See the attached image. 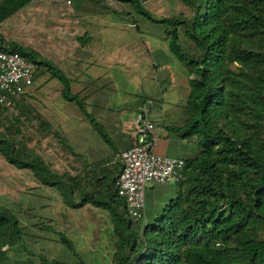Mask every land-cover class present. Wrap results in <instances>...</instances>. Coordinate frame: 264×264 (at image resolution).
Segmentation results:
<instances>
[{
	"label": "trees",
	"instance_id": "obj_1",
	"mask_svg": "<svg viewBox=\"0 0 264 264\" xmlns=\"http://www.w3.org/2000/svg\"><path fill=\"white\" fill-rule=\"evenodd\" d=\"M31 1L4 0L0 24ZM120 1L152 20L136 0ZM182 2L193 10L191 17L157 22L166 25L172 55L195 77L188 81L185 125L174 131L181 140L195 138L197 154L183 159L185 180L177 184L176 199L154 224L136 232L137 223L127 217L117 196L118 175L107 183L96 175L94 182L82 185L76 178L55 173L34 153L19 155L2 135L0 154L16 169L29 171L39 184L55 188L69 208L91 205L107 211L116 240L114 264H264V0ZM180 29L196 53L181 47ZM7 46L8 52L18 53L57 79L61 97L86 113L85 104L54 63L18 44ZM89 122L110 145L103 128L94 119ZM42 125L50 130L49 124ZM18 243L23 245L19 220L0 206V264L6 257L2 248ZM71 250L77 263L84 264L72 245ZM38 257L40 264H62Z\"/></svg>",
	"mask_w": 264,
	"mask_h": 264
},
{
	"label": "rangeland",
	"instance_id": "obj_2",
	"mask_svg": "<svg viewBox=\"0 0 264 264\" xmlns=\"http://www.w3.org/2000/svg\"><path fill=\"white\" fill-rule=\"evenodd\" d=\"M60 1L42 0L39 6H33L22 16L18 15L16 21L15 17L13 20L10 16L0 24L3 43L5 45L15 43L33 50L40 57L63 69L74 68L76 65L73 64L81 57L79 52L74 50L81 45L78 38L89 31L85 25L86 21L81 20L80 16L88 14L93 9L97 12L105 9V14L116 13L120 17H117V21L113 18L107 25H103L99 33H109L114 42L125 41L127 52L120 53H125L123 62L127 61L128 56H133L129 51L132 50V46L134 47L132 44L134 36L136 46L145 48L146 44L152 52V60L158 61L159 57L162 58L161 51L163 52L164 48L168 49V41L166 25L157 21L179 16L189 18L193 14V10L183 4L182 0H149L143 3L142 9L152 20L136 12L130 4L125 5L120 1L102 0L103 4L100 5L94 4L95 0H83V12L81 11L79 21L76 22L71 10L78 0H62L63 8L59 10L56 4ZM68 1H71L70 5L67 4ZM116 33H126L127 36L119 34V37ZM179 39L181 47L186 52L196 53L193 44L184 36L181 29ZM153 40L160 50H155L157 44L152 42ZM123 42L120 44L121 47ZM180 69L182 71V68ZM186 72L188 73L187 68ZM186 72H183L185 77L181 79L182 89L177 92L174 102L176 106H172L161 115L166 128L171 124L173 127L180 124L189 90L187 84L189 80L195 78ZM69 82L72 90L70 79ZM150 83L147 85L141 83L135 91L115 83L109 88L108 93L112 96L135 93L142 100L152 99L159 108L162 94L166 96L165 90L168 89L169 81L161 83L152 76ZM176 86L175 82L174 88ZM140 88L143 93H140ZM61 90L62 86L57 79H51L44 68L40 67L38 70L37 67L32 87L13 106H0V135L13 142L19 155H23V152L34 153L55 173L76 178L84 185L89 180L94 182L96 173L102 171L100 165L106 161L108 155H111V146L94 130L88 135L89 143L79 145L77 133L71 129L74 119L78 118V122L81 119L82 122L77 123L81 125L93 118L87 113L86 107H84L86 113H83L75 103L65 101L61 97ZM72 93H75L86 106V98L75 89ZM122 104H125V107L129 106L128 102ZM42 123L49 124L50 130L46 131ZM169 149L171 156L193 159L197 154L196 139H188L185 143L171 140ZM94 160L99 161V166H89L87 162ZM178 190L177 185L145 186V220L134 225L137 226L138 234H141L146 225L154 224L162 216L165 206L176 199ZM78 197L75 191L73 195L75 203L79 202ZM0 206L6 207L16 215L23 236V245L18 243L11 247V244H8L2 248L1 251L6 256L2 264H15L18 261L40 264L38 256L62 264H78L71 245L84 264H114L116 240L113 236L111 217L107 211L91 205H85L77 210L69 208L55 188L39 184L29 171L16 169L1 154Z\"/></svg>",
	"mask_w": 264,
	"mask_h": 264
},
{
	"label": "crops",
	"instance_id": "obj_3",
	"mask_svg": "<svg viewBox=\"0 0 264 264\" xmlns=\"http://www.w3.org/2000/svg\"><path fill=\"white\" fill-rule=\"evenodd\" d=\"M3 1L4 0H0V4ZM41 1L42 0H32L24 4L20 10L11 16V18L13 19L15 17V20H13L16 21L18 15L22 16L26 12H29L33 6H39ZM95 1L96 3L94 4H103L102 0ZM120 2L125 5L128 4L123 1ZM83 4V0H78L75 1L72 7L71 12L76 22L79 21L78 18L83 12ZM56 6L57 9H62L63 1L61 0L58 2ZM92 11L80 16L81 20L86 21L85 25L89 28V31H86V33H83V35L78 38V42L81 45L77 48L73 47L75 48L74 50L81 55L80 59L73 64L76 66L67 69H63L59 65L56 66L58 68L60 67L63 73H65V76L71 80L72 90L75 89L77 93L86 98L85 107L87 113L103 128L110 141H112L111 143H113L112 145L110 144L111 155H108L106 161L102 162V165H100L102 171L97 173L98 178L104 179L102 181L107 183L120 173L121 165L117 160V155L131 149L134 145L135 117L140 111L145 109L147 117L155 125L156 140L153 147V152L155 154L159 156L175 157L170 154L169 148L171 140H180L183 143L186 142V140H181L174 131V129L182 128L185 125L186 114L184 105L180 117V124L178 126L173 127V124H171L166 128L161 118V115L165 114L169 108L176 106L174 102L177 92L182 89L181 79L185 77L183 72H186V68L172 55L169 50V45L168 49L164 48L163 52L161 51L162 58L159 57L158 61L152 60L150 47H147L145 42H143L145 48L139 47L138 45L136 46L137 42L135 41V36L132 40L134 47L132 46V50L129 51L133 53V56H128L126 59L127 61L123 62L125 53H120L123 51L127 52L125 41L118 42L117 40L114 42L109 33H99V29H101L103 25H107V22L112 21L113 18L117 21V17L120 16L116 13H114L115 15H107L104 13L106 12L105 9L104 11L98 12L95 9ZM116 34L117 36L119 34L127 36L126 33ZM122 42L123 47L120 45ZM152 42L156 43L155 40ZM157 46L158 44L155 45V50H160ZM70 64L71 63H69V65ZM180 68H182V71ZM152 76L161 83L165 80L169 81L168 89L165 90L166 96L162 94L159 108H157V104L155 105L153 103L152 99L147 98L146 100H142V98L135 93H124L114 96L108 93L109 88L115 83H118L119 86L125 85L135 91V88L139 87L141 83L143 85L149 84ZM175 82L177 86L174 88ZM149 85L151 86V83ZM73 86L76 88H73ZM142 91L143 90L140 88V93H143ZM126 102L129 103L128 107L122 104ZM155 102H157V100ZM81 122V119L80 122H78V118L74 119L71 129H73L75 134L77 133V141L80 140L79 145L82 146L83 144L89 143L88 135L90 132L94 131L89 120L86 121V124H77ZM112 147L114 149H112ZM76 148L77 147H75V149ZM176 158L184 159L180 156ZM87 163L89 166L95 167L99 164V161L94 160Z\"/></svg>",
	"mask_w": 264,
	"mask_h": 264
},
{
	"label": "built area",
	"instance_id": "obj_4",
	"mask_svg": "<svg viewBox=\"0 0 264 264\" xmlns=\"http://www.w3.org/2000/svg\"><path fill=\"white\" fill-rule=\"evenodd\" d=\"M143 4L149 0H136ZM70 5V1L67 2ZM0 44V106H13L33 84L37 67ZM155 125L146 110L135 117L134 145L117 155L121 165L115 182L118 198L125 204L127 217L134 223L145 220V186L176 185L185 180V162L181 158L159 156L153 152Z\"/></svg>",
	"mask_w": 264,
	"mask_h": 264
},
{
	"label": "clouds",
	"instance_id": "obj_5",
	"mask_svg": "<svg viewBox=\"0 0 264 264\" xmlns=\"http://www.w3.org/2000/svg\"><path fill=\"white\" fill-rule=\"evenodd\" d=\"M120 154V153H119ZM143 222V221H142Z\"/></svg>",
	"mask_w": 264,
	"mask_h": 264
}]
</instances>
